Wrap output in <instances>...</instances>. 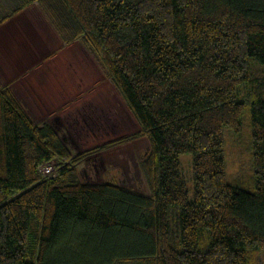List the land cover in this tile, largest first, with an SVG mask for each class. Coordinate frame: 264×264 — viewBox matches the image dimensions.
<instances>
[{
	"label": "trees",
	"instance_id": "1",
	"mask_svg": "<svg viewBox=\"0 0 264 264\" xmlns=\"http://www.w3.org/2000/svg\"><path fill=\"white\" fill-rule=\"evenodd\" d=\"M35 2L137 119L148 192L83 182L80 156L0 84V264H264V0H19L0 23ZM247 104L254 191L228 182L224 146Z\"/></svg>",
	"mask_w": 264,
	"mask_h": 264
},
{
	"label": "rangeland",
	"instance_id": "2",
	"mask_svg": "<svg viewBox=\"0 0 264 264\" xmlns=\"http://www.w3.org/2000/svg\"><path fill=\"white\" fill-rule=\"evenodd\" d=\"M18 2L0 0V18ZM0 84L34 124H52L73 156H80L76 167L83 182L112 180L148 192L140 164L149 141L137 119L97 56L82 41L65 43L37 2L0 23ZM248 107L239 131L224 128V146L228 182L254 191ZM192 157L190 152L179 157L190 198L195 187ZM57 163L54 159L42 172L53 173Z\"/></svg>",
	"mask_w": 264,
	"mask_h": 264
},
{
	"label": "built area",
	"instance_id": "3",
	"mask_svg": "<svg viewBox=\"0 0 264 264\" xmlns=\"http://www.w3.org/2000/svg\"><path fill=\"white\" fill-rule=\"evenodd\" d=\"M49 168H50V167H47V171H49Z\"/></svg>",
	"mask_w": 264,
	"mask_h": 264
},
{
	"label": "bare ground",
	"instance_id": "4",
	"mask_svg": "<svg viewBox=\"0 0 264 264\" xmlns=\"http://www.w3.org/2000/svg\"><path fill=\"white\" fill-rule=\"evenodd\" d=\"M46 122V121H45ZM44 123V122H43Z\"/></svg>",
	"mask_w": 264,
	"mask_h": 264
}]
</instances>
